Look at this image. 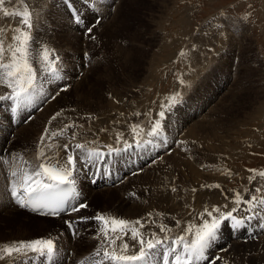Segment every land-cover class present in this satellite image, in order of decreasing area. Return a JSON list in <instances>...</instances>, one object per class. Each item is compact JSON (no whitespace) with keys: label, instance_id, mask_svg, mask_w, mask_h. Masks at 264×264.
Masks as SVG:
<instances>
[{"label":"rangeland","instance_id":"1","mask_svg":"<svg viewBox=\"0 0 264 264\" xmlns=\"http://www.w3.org/2000/svg\"><path fill=\"white\" fill-rule=\"evenodd\" d=\"M71 2L83 17L84 23L81 25L73 23L72 15L64 0H24L23 3L21 0H5V4L0 5V28L6 29L0 32V39L3 40L6 54L8 46L13 43L12 36L19 35L14 32V29L20 26V17H5L4 12H23L25 3L29 7L31 20L36 30L48 31L51 42L58 43L54 45V48L48 43L47 46L53 53L50 58L59 60L57 67L60 68L58 73L60 78L54 79L40 72V78H42L40 82L43 84L38 85L39 89H30L29 93L24 95L32 97L35 92L40 93L42 103L41 100L36 102L37 99H33L34 104L40 108L35 110V114L29 120L26 117L38 107L27 108L23 116L25 121L14 130L20 127L17 130L20 132L17 148L25 142L24 145L32 148L33 153L38 152L36 144H41L40 138L45 135L43 142L46 141V143L42 147L53 148L55 151L52 154H56L59 149H65L64 146L68 145L73 147L72 154L79 156L80 170L78 177L76 176V182L80 187L82 199L93 195V200L89 202L87 209L68 216H72L74 220H78L81 216L94 217L97 213L108 217L107 215L113 214L112 208L116 207L123 194H126L122 192L128 190L134 193L138 189L141 190L143 184L136 181L142 179V176H149L151 174L149 169L155 163L165 161L169 168L172 167L171 162L176 161L202 165L199 167V173L211 180L204 185H201L202 181V183L195 181L194 184H188L190 182H185L183 178L186 176L183 168L180 171L169 173L170 178L177 182H174L175 186L168 195V206L179 205L180 211H187V213L165 224L168 226V230L164 232L165 236L178 235L174 231L177 221L182 223L184 217L192 215L196 211L195 206H209L210 210L214 207L220 209L229 202L224 201L219 206L210 205L207 198L203 197V188L215 186L214 191L222 189L226 190L225 193H240L247 186L245 191L248 194H244L245 199L252 195H256L258 199H264V177L259 176V173L264 172V100L260 103L261 115L258 113H252L249 117L247 115L252 110L250 108L252 103L248 101L258 98L257 102H259V98L264 95V88L261 89L264 85V0H71ZM86 16H88L87 20L84 18ZM57 23L61 27H58ZM68 24L72 26V30L67 28ZM86 26H93L92 34L96 37L95 40L90 39L86 34ZM27 30L25 28V31ZM60 30L64 32V36L81 37L85 49L76 55L67 51L68 45L66 41H63L62 36L53 37L54 32L62 34ZM218 32H221L225 40H219L216 37L219 35ZM135 35H140L138 36L140 41ZM151 35L155 36V43H152L154 47L142 43ZM133 37L138 41L133 43ZM33 41L32 62L36 64V59H40L35 56L39 40H35L33 36ZM142 50L145 51V55H142ZM126 55H130L131 59L138 64L133 78L136 81L132 79V82H129L131 79L125 78L122 70L119 69L120 62ZM136 55H139L138 58ZM66 57L73 59L68 61ZM107 74L114 80V83L106 79ZM82 81L84 83L82 87H79L78 84ZM7 82L6 78L0 77V87L6 90L4 96L0 94L4 97L0 104V133L9 129L13 130L9 125L8 115L6 116V101L12 92L7 87ZM91 86L101 90L106 94V98L89 100L83 97L82 94L84 95L86 89ZM61 88H67V91L60 92L65 95L67 101L53 109L52 106L56 102L52 97ZM38 90L40 91L37 92ZM256 94L258 96H255ZM173 97H176L178 102L173 107H168ZM4 101L6 106L3 109ZM234 101H239L244 110L237 109V105L230 110L231 103ZM161 111L165 112V117L161 122L163 125L161 135L149 137L147 133L151 130L152 124L160 119ZM56 113L61 115L52 120ZM65 125L71 127L65 128ZM30 127L32 130L29 129ZM133 127H136L135 133L132 131ZM46 128L48 129L47 134H45ZM22 129L25 130L22 131ZM60 129H64L63 133L55 137L51 135L52 132L59 133ZM26 131H29V134ZM73 133H75L74 136ZM10 138L14 137L11 135ZM137 141H140L139 145ZM35 142H37L36 147H33ZM75 144H81L82 150L75 149ZM97 153L99 155H96ZM32 154L28 157V161L32 160ZM12 155L16 156L15 153ZM48 156L51 159L55 157V155ZM10 157L11 154L4 158L5 161H0L2 167L9 162L8 166L15 168L18 166L15 163L23 161L22 156H19L17 160ZM98 157L102 158V163L111 164L110 169H114V166L115 169L119 167L114 170V177L111 176L112 181L109 176H106L107 181L100 179L101 182L96 178L91 181L92 176H87V166L91 167L90 174H95ZM120 161L122 163L125 161L123 165L131 169V173L135 176L132 179L135 181L131 184L128 182L132 176L123 172L122 168L120 169L122 167ZM49 163L57 162L49 161ZM86 163H88L87 166H85ZM1 166L0 196L4 195L5 198L2 211L12 212L11 206H7L10 194L5 197L3 192V188L8 183L1 175ZM179 175L182 179L178 177ZM83 176L87 183L90 182L86 186L82 183ZM210 176L219 179L215 181L209 178ZM250 177L252 178L251 183H249ZM151 184L141 192L140 196L131 195L128 199L126 198L128 208L141 206L142 217L159 216L161 212V210L155 212L157 196L161 192L156 183ZM256 188H260L261 191L256 192ZM148 200H152V204ZM245 206L242 205L241 210L236 213L238 217L245 215L249 217L245 219L241 228L243 243L251 241L252 243L257 241L264 243V211L257 208L252 212H247V206ZM3 212L0 214V246L15 243L17 240L52 238L55 242V238L58 237L64 240L67 246L70 244L80 246L78 254L74 256L75 264H81L80 261L84 260V256L91 255V249L84 248L83 244L100 236V229L103 227L100 221L90 219L87 222L77 223L69 234L64 223L65 217L52 219L33 216L29 212L9 213L8 215ZM40 221L42 223H38ZM61 227H63V232L57 233ZM55 245L56 251L52 262L54 261L53 264H64L65 258L59 251V244L55 242ZM157 251L160 253L158 257L160 258L164 250L157 249ZM152 255L148 254L147 260L152 262ZM262 256L263 259L264 254ZM46 261L45 259L43 262V258L39 256L31 259L33 264H46ZM145 261L140 264H146ZM263 261L264 259L261 260V264H264ZM28 262L27 264H32ZM96 262L95 260L93 264ZM200 262L207 263L206 259L197 263Z\"/></svg>","mask_w":264,"mask_h":264},{"label":"snow or ice","instance_id":"2","mask_svg":"<svg viewBox=\"0 0 264 264\" xmlns=\"http://www.w3.org/2000/svg\"><path fill=\"white\" fill-rule=\"evenodd\" d=\"M23 3L24 0H21ZM66 7L69 8L70 13L74 22L77 25L84 23L83 17L79 10L75 8L71 0H64ZM5 0H0V5H4ZM5 17L19 16L20 26L14 29L15 33L19 35H13V43L8 46L7 54L4 48L3 40L0 39V77L7 79V87L12 90L13 97L20 100L21 97L28 94L30 89L34 87L35 81L38 78L40 72L51 76L54 79H59L60 68L57 67L59 63L58 58L52 59L51 50L44 48L39 53V62L45 67L39 68L37 65L33 64V35L31 29L34 27L31 20V12L27 3H25L24 11H14V12H4ZM98 23V21H97ZM25 28L28 29L25 31ZM6 31V29L0 28V32ZM85 32L88 37L95 40L96 37L93 33V26H86ZM87 55V54H85ZM6 70V71H4ZM67 91V88H61L53 97L60 94V92ZM0 99L4 97L0 96ZM178 102L176 97L171 98L168 107H173L175 103ZM163 107V106H162ZM60 113H56L52 117L55 120ZM160 119L156 120L152 126L151 130L147 133L149 137H157L161 135L162 121L165 117V112L161 111L159 113ZM71 127L70 125H65V128ZM138 127V126H137ZM64 129H60V132H52L53 137L63 133ZM132 131L136 132V127H133ZM48 133V129H45V134ZM75 133H73V136ZM119 139V137H118ZM45 140V135L40 138L41 143ZM140 141H137L139 145ZM65 152L67 153L66 164L63 162L49 163L51 158H47L46 154L40 149H38V159L44 158L40 162L36 169L31 172L18 173L13 170L9 174L8 180V192L10 193L12 201L21 209H25L39 215L60 217L62 214L70 215L72 213H79L81 210L87 209L89 205L86 202L79 201L75 204L68 203L65 207V200H61L56 206H51L48 204H39L38 206H33L34 197L39 190L52 189L55 185H75L76 175L79 172V156H74L72 150L68 145L64 146ZM75 149H81L83 146L81 144H75ZM96 155H99L98 153ZM71 166V167H68ZM18 175L22 176V182L17 183L15 177ZM260 177H264V172L259 173ZM53 181L54 183H45L44 181ZM252 182L250 177L249 183ZM207 187V186H206ZM256 192H260V188L255 189ZM79 194H77L78 196ZM233 207L228 211H220L218 208H212L211 210L205 208L204 212L200 215L205 218L198 226H186L183 231L185 235L176 237L168 244V237L165 236L163 240L158 239L156 234L153 233L151 238L145 240L143 235L135 228L129 229V225L135 224L143 227L141 220L129 221L126 219H118L115 217H105L101 213H97L94 217L81 216L78 220L70 221L65 220L64 223L72 231L77 223L87 222L90 219L100 221L103 227L100 232L103 233L105 242L109 247L105 248L103 255L110 264H140L144 261L149 252H153L159 248H163L168 245L164 251V259L167 264L168 255L170 253H175L177 248H182V255H177L175 260L171 264H179L183 259L184 264H188L189 261H200L205 258V252L210 248L217 238L218 234L224 226L225 222L231 224L234 230H239L243 227L245 219H249L248 216H236L241 205H246V211L252 212L259 208L264 211V199H258L256 195L245 199L240 193L234 194ZM45 209H47L45 211ZM216 214V215H214ZM177 226H179V221H177ZM194 229V230H193ZM168 229L166 226H160V232H166ZM109 231L112 233H123V235H116L115 238L109 236ZM99 234V233H98ZM130 234L131 239L135 241L138 245L137 252H129V248L132 247L124 237ZM191 235V240H188V235ZM120 241L118 244L117 241ZM111 249V250H109ZM56 245L54 239H38L30 241H18L12 244H4L0 246V261H4L6 258L16 259L18 257H28L30 255H36L41 258H46L51 260L55 254ZM100 253V248L96 249L94 255ZM221 257H216L209 261V264H217ZM83 264V262H81ZM96 264H100L99 261Z\"/></svg>","mask_w":264,"mask_h":264},{"label":"bare ground","instance_id":"3","mask_svg":"<svg viewBox=\"0 0 264 264\" xmlns=\"http://www.w3.org/2000/svg\"><path fill=\"white\" fill-rule=\"evenodd\" d=\"M163 1V0H162ZM165 1V0H164ZM32 2V1H31ZM36 2V1H35ZM43 2V1H42ZM161 3V2H160ZM42 4V3H41ZM44 4V3H43ZM80 5V4H79ZM154 5V3H153ZM156 5V4H155ZM40 7V6H39ZM82 7V6H81ZM86 7V6H84ZM152 7V6H151ZM154 7V6H153ZM36 8V7H35ZM152 10V9H151ZM66 14V13H65ZM88 14V13H87ZM153 15V14H152ZM67 16V15H66ZM91 16V15H90ZM85 20L88 19V16L84 17ZM162 21V20H161ZM58 27H61V25L59 23L56 24ZM144 26V25H143ZM40 27V26H39ZM38 27V28H39ZM67 28H69L70 30H72V26L71 25H67ZM76 28V27H74ZM146 30V28H144ZM80 31V30H79ZM155 31V30H154ZM61 32V30H60ZM157 32V31H156ZM31 33L32 35L34 36V39L35 40H39V43L37 45V48L35 49V56H38L39 57V53L42 49L46 48L50 50V48L47 46L48 44L54 48V45L56 46V44H58L56 41H53V42H56L55 43H52L49 38H50V34L48 33V31L42 29L40 32L36 30V27L34 25L33 29L31 30ZM62 34H58L57 32H54L53 34V37H58L60 38L62 36V39L63 41L66 43V45H68V50L69 52H72L73 54L76 55V53H79L81 51H83L85 49V45L84 42H82V38L79 37L77 38L76 36H64V32H61ZM81 35H82V32L80 31ZM155 33V32H153ZM219 35L216 36L219 38V40H222L224 38V36L221 34V32H218ZM145 34V33H144ZM151 34V33H150ZM58 35V36H57ZM108 35V34H107ZM142 35V34H140ZM140 35H135L136 39L139 40V37ZM149 35V34H148ZM155 35V34H154ZM154 35H151V37H149L147 40H145L144 42H142L143 44H148V45H152V43L154 41ZM139 36V37H138ZM135 37L132 38V41L133 43L137 42L138 40L135 39ZM216 38V39H218ZM58 40V39H57ZM61 40V39H60ZM59 41V40H58ZM140 41V40H139ZM142 41V40H141ZM218 42V41H217ZM48 43V44H47ZM53 44V46H52ZM65 45V44H63ZM46 46V47H44ZM153 46V45H152ZM62 47V46H61ZM154 47V46H153ZM57 48V47H56ZM59 48V47H58ZM90 48V47H89ZM96 48V47H95ZM150 48V47H149ZM154 49V48H153ZM138 50V49H137ZM141 50V49H140ZM139 50V51H140ZM145 50V49H144ZM142 50V55H145V51ZM202 50V49H201ZM120 51V50H119ZM118 51V52H119ZM133 51V50H132ZM139 51H137L139 53ZM144 51V52H143ZM65 52V51H64ZM121 52V51H120ZM119 52V53H120ZM135 52V51H134ZM129 53V52H128ZM127 53V55H128ZM137 53V54H138ZM150 53V52H149ZM52 51H51V56H52ZM63 54H66V53H63ZM130 54V53H129ZM135 54V53H134ZM140 54V53H139ZM153 54V53H152ZM171 54V53H170ZM123 56V60H120L122 62H120V68L123 72V75L125 78H127L128 80H130L129 82H132V79L135 77V74L137 72V63L131 59V54L129 56ZM66 56V55H65ZM120 56V55H119ZM118 56V57H119ZM122 56V55H121ZM137 58L139 55H136ZM135 56V57H136ZM148 56V55H146ZM150 56V55H149ZM153 56V55H152ZM149 58V57H148ZM167 58V57H166ZM66 59H68V61H70L71 59L73 58H70V57H66ZM160 59V58H159ZM116 60V59H114ZM202 61V60H201ZM39 62V59L37 58L36 59V64L38 67H40L41 65L43 67H45L42 63H38ZM117 62V61H116ZM146 62V61H145ZM151 62V61H150ZM207 62V61H206ZM118 63V62H117ZM154 63V62H153ZM151 63V64H153ZM104 65V64H103ZM117 65V66H118ZM101 66V65H100ZM150 66V65H148ZM105 67V66H103ZM107 67V66H106ZM145 67V66H144ZM101 68V67H100ZM150 68V67H149ZM96 69V68H95ZM99 69V68H97ZM103 70V69H102ZM111 70V69H110ZM142 70V69H141ZM145 70V69H144ZM148 70V68H147ZM146 70V71H147ZM99 71V70H98ZM105 71V70H104ZM115 71V70H114ZM149 71V70H148ZM102 72V71H101ZM107 72V71H106ZM105 72V73H106ZM109 72V71H108ZM111 73V72H110ZM41 73H39V77L36 79L35 81V84H34V87L32 89H39L38 85H42L43 82H40V80H42V78H40ZM140 74V73H139ZM92 75V74H91ZM113 74H111L112 76ZM105 76V75H104ZM116 76V75H115ZM103 77V76H102ZM121 77V76H120ZM123 78V77H122ZM105 79V77L103 78V80ZM110 82H113L114 83V80L110 78V76L107 74V78ZM102 80V82H103ZM117 80V79H115ZM135 80V79H133ZM140 80V79H139ZM136 81V80H135ZM97 82V81H96ZM105 82V81H104ZM84 81L80 82L78 84V86L82 87ZM112 83V84H113ZM92 84V83H91ZM118 84V83H117ZM128 84V83H127ZM134 85V84H133ZM99 86V85H98ZM97 86V87H98ZM109 86V85H108ZM116 86V84H115ZM121 86V85H120ZM126 86V85H125ZM38 87V88H37ZM105 87V86H104ZM110 87V86H109ZM136 87V86H134ZM259 87V86H257ZM100 88V87H99ZM111 88V87H110ZM126 88V87H125ZM264 88V85L261 86V89ZM128 89V88H127ZM87 91L84 92L85 94L82 96L85 97V98H88L89 100H101L104 98H106V94H104L101 90H99L98 88L94 87V86H91L89 87L88 89H86ZM103 90V89H102ZM122 90V89H121ZM257 90V89H256ZM8 91V90H7ZM40 90H38L37 92H39ZM109 91V90H107ZM114 89H113V94H114ZM120 91V90H119ZM9 92V91H8ZM118 92V91H117ZM116 92V94H117ZM127 92V90H126ZM246 93V90L244 91ZM258 92V90H257ZM0 94L2 96H4L6 94V90L2 87H0ZM44 94V92H43ZM131 94V93H130ZM262 94V93H261ZM9 95H13V93L11 92ZM260 95V93H259ZM8 96V94H7ZM114 96V95H113ZM253 96V95H252ZM250 96V97H252ZM255 96H258L257 94ZM112 97V96H111ZM249 97V96H248ZM260 97V96H259ZM119 98V97H117ZM116 98V99H117ZM255 98V97H254ZM257 98V97H256ZM37 100H35L36 102L40 101L41 100V96H40V93L37 94ZM2 99H0V104L2 103L1 101ZM258 98L257 99H253L251 101H248V102H251L252 104V107H250L252 110L248 115V117L253 113H258L259 115H261L262 111L260 110V103H262V101L264 100V95H262V97L259 98V102H257ZM65 101H67V98L65 97L64 94H61L56 98H55V102L56 104H54L52 106L53 109H56L58 108L59 106H61V104H63ZM106 101V100H105ZM88 102V101H87ZM99 102V101H98ZM110 102H108L109 104ZM105 104V103H104ZM103 104V105H104ZM107 104V103H106ZM107 104V106H108ZM114 104V103H113ZM246 104H248L246 102ZM250 104V103H249ZM101 105V104H100ZM227 105V104H225ZM235 105L238 106L237 109H243V107L240 106V102L239 101H234L233 103H231V106H230V110H233L235 107ZM254 105H255V108H254ZM233 106V107H232ZM250 106V105H249ZM257 106V107H256ZM104 107V106H103ZM109 107V106H108ZM219 107H221L219 105ZM27 108H31L30 106H27ZM100 108V107H99ZM224 108V107H223ZM227 108V106H226ZM218 110V109H217ZM223 110V109H222ZM229 110V111H230ZM250 110V109H249ZM99 111V110H98ZM216 111V110H215ZM220 111V110H218ZM217 112V111H216ZM225 112V111H224ZM227 113V112H226ZM220 114V112H219ZM228 114H230L228 112ZM216 115V114H215ZM226 115V114H225ZM224 115V116H225ZM231 116V115H230ZM212 117V116H211ZM220 117V116H219ZM218 117V118H219ZM223 117V115H222ZM232 117V116H231ZM239 117V116H238ZM208 118V117H207ZM210 118V116H209ZM221 118V117H220ZM255 118V117H254ZM223 119V118H222ZM221 120V119H220ZM225 120V119H224ZM238 120V119H236ZM25 120H21L20 123L22 124ZM205 121V120H204ZM215 121V120H214ZM232 121V120H231ZM37 123V121H35ZM223 122V121H222ZM229 123H231L230 121H228ZM238 122V121H237ZM207 123V122H206ZM20 124V125H21ZM30 124V123H29ZM199 124V123H198ZM224 124V123H223ZM232 124V123H231ZM201 125V124H200ZM205 125V124H204ZM225 125V124H224ZM223 125V126H224ZM40 126V125H39ZM212 126V124H211ZM222 126V127H223ZM227 126V125H226ZM26 127L28 128V125H26ZM32 127V126H31ZM31 127L29 129H31ZM200 127H203V126H200ZM225 127V126H224ZM223 127V128H224ZM20 127H18L16 130H7L6 132H2L0 133V153L2 155V157L6 158L9 154H11V157L15 160L18 159V157L22 156L23 157V161L22 162H19V163H15V164H18L17 167L15 168H12L9 165V162L6 163V166L5 167H2L1 164V170H2V177L7 181L8 183V180H9V174L11 171L13 170H16L18 173H24V172H31L32 170L36 169L38 164L40 162H42V160L44 158H40L38 159V152H35L33 153V150L32 148H29V146H27L26 144L24 145L23 144H20L19 148H17V144H19L18 142L20 141V132H17V130L19 129ZM197 128V127H196ZM26 129V128H25ZM25 129H22L25 130ZM203 129V128H202ZM226 129V128H224ZM27 130V129H26ZM32 130V129H31ZM232 130V129H231ZM230 130V131H231ZM12 131V132H11ZM212 131V130H210ZM223 131V130H222ZM233 131V130H232ZM15 132V134H14ZM17 132V134H16ZM28 134H29V131H26ZM69 132V131H68ZM66 132V133H68ZM205 132V131H204ZM214 132V130H213ZM9 133H11L9 135ZM24 133V132H23ZM31 133V132H30ZM196 133V132H195ZM231 133V132H230ZM32 134V133H31ZM193 134V133H192ZM201 134V133H200ZM204 134V133H203ZM212 134V132H211ZM214 134V133H213ZM217 134V133H216ZM11 135L14 137V138H10ZM225 135V134H224ZM29 136V135H27ZM31 136V135H30ZM49 136V135H48ZM47 136V137H48ZM101 136V135H100ZM210 136V135H208ZM222 136V135H221ZM193 137V136H192ZM197 137V136H196ZM217 137V136H216ZM198 138V137H197ZM205 138V137H204ZM224 138V137H223ZM227 138V136H226ZM230 138V137H229ZM31 140V139H30ZM37 142L34 143L33 147L35 146ZM41 143V142H40ZM46 143L43 142L41 144H36L37 145H40V149L42 151H44L45 154H48V155H55L54 158L50 159L49 161H54V162H63L66 164V159H67V153L65 152V149H59L57 150L58 152L56 154H52L55 150L53 148H43L42 146ZM74 144V143H73ZM35 146V147H36ZM71 150H72V146L69 147ZM99 148V147H98ZM206 148V147H205ZM105 149V148H104ZM103 150V149H102ZM108 150V148H107ZM211 150V149H210ZM95 151V149H94ZM110 151V150H109ZM207 152V151H206ZM16 154V156L12 155V154ZM33 153V154H32ZM72 153H73V150H72ZM103 153V152H102ZM32 154V160L30 159V161H28V157ZM46 156L47 158H49V156ZM10 157V158H11ZM25 157V158H24ZM123 157V156H122ZM122 157L120 158V160L122 159ZM8 159V158H7ZM4 160V159H3ZM22 160V158H21ZM166 160V159H165ZM5 161V160H4ZM14 161V160H12ZM91 162L93 160H90ZM108 161V160H107ZM122 161V160H121ZM120 161V162H121ZM124 163H122V167H120V169L122 168L123 172H125L126 174L132 176L131 179H129V182L128 184H131L133 181L135 180H132L134 179V174L131 173V169H129L127 166L123 165L125 164V161H123ZM167 161L165 162H158V163H155L153 166H151V168L149 169V171H151V174L149 176H142V179H136L137 181L136 182H139V183H142V189H138L136 190L134 193H132L131 191H125V192H122V193H126V194H123L122 198H120L119 200V203L117 204L116 207H113L112 210H113V214L111 215H107L108 217H115V218H118V219H126V220H129V221H136V220H141L142 221V224H143V227H141L140 225H135V224H131L129 225V229H132V228H135L137 229L142 235H143V238L145 240H148L149 238H151L152 234L155 233L156 234V237L158 239H161L163 240L165 235H164V232H160V226L161 225H164L165 224H169L170 222H172L173 218H177L179 216H184L187 211H180V207H178L179 205H174L173 206H168V195L170 194V192L172 191L173 187L175 186L174 184L177 182V181H174L173 179L170 178V172H177V171H180L182 168L183 170H185V173H186V176L184 178L185 182H190L188 184H194L195 181L199 182V183H202L201 185H204L206 183H208L209 179H207V177L203 176V174H200L199 173V167L202 166V165H199L197 164L195 161L196 164H192L191 165V162H187V163H181L179 161H176V162H171L172 164V167L169 168L168 167V164L166 163ZM119 163V161H118ZM37 164V165H35ZM88 163H86L85 166H87ZM114 164V163H113ZM35 165V166H34ZM91 166V165H90ZM111 166L108 165V167ZM68 167H71V166H68ZM94 167V166H92ZM117 167V166H116ZM24 168V170H23ZM90 168L89 166L86 167V169L88 170V173H87V176H92V179L91 181H94V176L95 174H90ZM119 168V167H118ZM118 168L115 169V166H114V170H117ZM95 169V168H94ZM95 172V171H94ZM119 172V171H118ZM92 173V172H91ZM208 173V172H207ZM107 174V173H106ZM110 175H113L114 174V171L111 169V171L109 172ZM145 175V174H144ZM207 175V174H206ZM78 177V173L76 175ZM219 176V175H218ZM114 177V176H113ZM137 177V176H136ZM178 177L181 178V176L179 175ZM111 178V177H110ZM209 178H211L212 180H218L219 178L218 177H212L210 176ZM14 179H16L17 183H21L22 182V176L21 175H18L17 177H15ZM182 179V178H181ZM180 179V180H181ZM224 179V178H223ZM84 180V181H83ZM83 180H82V183H84V186H86V184L88 185L90 182L87 183L86 178L83 176ZM179 180V181H180ZM111 181H112V178H111ZM202 181V182H201ZM223 181V180H222ZM45 183H48L47 180L44 181ZM156 183L157 186H158V189L160 190L161 193H159V195L157 196V207L155 209V212L157 210H161L160 215L158 216H154V215H151V216H143V211H142V208L141 206H136V207H133V206H130V208H128V203L126 204V201L128 199V197H130L131 195H138L140 196L141 192L143 190H146L147 186L151 183ZM175 182V183H174ZM184 182V183H185ZM135 183V182H134ZM76 184H78L76 182ZM179 184V183H178ZM153 186V184H151ZM151 187V186H150ZM154 187H155V184H154ZM153 187V188H154ZM182 187V186H181ZM190 187V186H189ZM152 188V189H153ZM224 188V187H223ZM149 189V188H148ZM216 188L215 186H212V187H207V188H203V191H204V195L203 197L207 198V200L209 201V204H215L217 206H219V204L223 203L224 201H229L227 204L223 205L220 207V211H228L230 210L234 205H233V198H234V194H236L237 192L235 193H225L226 190H219V191H214ZM247 189V186H245L244 188V191L240 192V194L244 197V194H248L247 191H245ZM150 190V189H149ZM148 191V190H147ZM185 191V190H184ZM3 192L5 194V197H7L10 193L8 192V184L7 186H5L3 188ZM153 192V190H152ZM182 193V192H181ZM105 195V194H103ZM11 197V196H10ZM93 195H89L87 198H83L81 199V201L83 202H86L88 205H89V202L91 203L92 200H93ZM147 197H148V194H147ZM146 197V198H147ZM127 198V199H126ZM196 198V197H195ZM232 198V199H230ZM11 199V198H10ZM145 199V198H144ZM197 199H199V197H197ZM78 200V196L74 197L72 200H71V204H75V202ZM5 201V198H4V195L3 196H0V214L2 211V208L4 206L3 202ZM152 201V200H151ZM151 201L148 200V202L151 203ZM12 199H11V202L9 201V203L7 204V206H11L12 208V212L10 211H6V212H3L4 214L8 215L9 213H27V211L25 209H21L19 208L14 202L12 203ZM109 204V203H108ZM152 204V203H151ZM2 205V206H1ZM208 205V203H207ZM153 206V205H152ZM242 206V205H241ZM241 206L239 207V211L241 210ZM133 207V208H132ZM196 207V211L193 212L192 215L190 216H186L182 219V223L180 222L179 223V226H177L175 228L174 231L177 232L178 235H170V236H167L168 237V244H171V241L173 239H175L176 237L178 236H181V235H185L183 229L186 227V226H198L202 221L203 219L205 218L204 216H201L200 214L202 212H204V209L207 208L210 210L209 206L208 207H201V206H195ZM246 207V206H245ZM180 212V213H178ZM146 213V212H145ZM149 213V212H148ZM146 213V214H148ZM240 213V212H239ZM244 213V211H243ZM30 214V213H29ZM86 214V213H85ZM216 215V214H214ZM241 215V214H240ZM32 216V215H31ZM237 216V214H236ZM12 218V216H9ZM8 217V218H9ZM141 217V218H139ZM78 219V218H76ZM250 221V220H248ZM45 222V221H44ZM43 222V223H44ZM253 222V221H252ZM38 223H42L41 221L38 222ZM155 223V224H153ZM28 224V223H27ZM30 224V223H29ZM252 224V223H251ZM151 225V226H150ZM153 225V226H152ZM157 225V226H155ZM26 226V224H25ZM6 227V226H5ZM168 227V226H166ZM62 228V230H61ZM57 233L59 232H63V227H61ZM244 229V228H243ZM194 230V229H193ZM146 231V232H145ZM244 231V230H243ZM245 233V232H244ZM253 233V232H252ZM70 234V232H69ZM109 236L110 237H113L115 238L116 235H123V233H112L111 231H109ZM167 234V233H166ZM172 234V232H171ZM248 234V233H247ZM250 234V233H249ZM9 235V233H8ZM242 235V229H239V230H234L233 227L231 226L230 223L228 222H225L224 223V226L222 227L221 231L219 232L218 234V238L217 240L211 244L210 248L205 252L204 256L206 257V259L208 260H213L215 259L216 257H221L220 261H217V264H242V263H245V264H261V260L262 259V254H264V243L262 242H247V243H243V236ZM254 235V234H253ZM22 237V236H21ZM20 238V237H18ZM188 239L191 240V235L189 234ZM232 238V240H231ZM248 238V237H247ZM7 239V238H6ZM6 239H3V240H6ZM12 239H17V238H12ZM124 239L130 244L132 245V247L129 248V252L132 253V252H137L138 251V248H139V245L133 241L131 239V236L130 234L126 237H124ZM59 240V241H58ZM259 240V239H258ZM10 241V240H9ZM18 241H22V240H17L15 242H18ZM64 241V240H63ZM61 239H59L58 237L55 238V242H57L59 244V251L62 253L63 257L65 258L64 260V264H75L76 262V259L74 256H76V254H78V246L76 245H69L67 246L65 244V241L63 242ZM254 241V240H253ZM68 242V241H67ZM13 243V242H12ZM62 243V244H61ZM70 243V242H68ZM117 243L119 244L120 241L118 240ZM65 244V245H63ZM137 245V246H135ZM168 245H165L163 248H159V249H163L165 251V249L167 248ZM217 246V247H215ZM83 247L84 248H88V249H91V255H86L84 256V260L83 261H80V262H83V263H86L88 264H93V262L96 260V261H100L102 262V264H110L109 261H107L103 255V251L105 248L109 247V245L105 242V239H104V235L103 233L101 232L100 233V236H97L96 238H94L93 240L90 239L89 241L87 242H84L83 244ZM100 248V253L97 255L99 258L97 259H93L94 258V254L96 253V249L97 248ZM94 248V249H93ZM111 250V249H109ZM81 251V250H80ZM83 251V250H82ZM164 251H163V254L160 258H164ZM87 252V251H86ZM177 252H178V255H182V248H177ZM81 254V253H79ZM149 254H153V263H156L157 262V258L159 257V252L157 250L153 251V252H149ZM30 257H32L31 259H34L35 257H37L36 255H30L28 257H18L16 258L15 260L12 259V258H6L4 261H0V264H27L31 262V259ZM159 258V259H160ZM30 259V260H29ZM46 259V258H45ZM48 260V259H46ZM146 261V264H151L149 263V261L147 260V258L145 259ZM34 261V260H32ZM47 262V261H46ZM198 262V261H197ZM32 263V262H31ZM196 261H192V264H195ZM264 263V261H263ZM33 264V263H32ZM35 264V263H34ZM44 264V263H43ZM51 264H53V262H51ZM169 264V263H168ZM190 264V263H189ZM207 264V263H206Z\"/></svg>","mask_w":264,"mask_h":264}]
</instances>
